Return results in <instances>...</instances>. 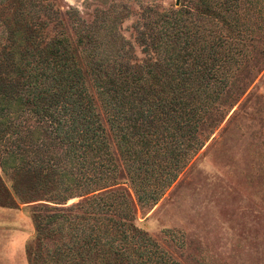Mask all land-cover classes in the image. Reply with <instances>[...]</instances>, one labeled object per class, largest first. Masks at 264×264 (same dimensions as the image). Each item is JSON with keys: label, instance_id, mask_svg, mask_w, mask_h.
Returning <instances> with one entry per match:
<instances>
[{"label": "trees", "instance_id": "16d2710c", "mask_svg": "<svg viewBox=\"0 0 264 264\" xmlns=\"http://www.w3.org/2000/svg\"><path fill=\"white\" fill-rule=\"evenodd\" d=\"M29 2L26 11L0 12V142L14 146L0 167L17 164L19 201L35 200L40 189L57 190V202L46 201L56 205L83 199L32 209L44 256L28 244L27 263L177 264L136 226V210L157 204L223 120L219 101L248 56L239 0L143 9L140 64L122 60L133 58L116 25L76 27L72 46L64 34L46 36L39 13L48 5ZM59 146L63 158L51 153Z\"/></svg>", "mask_w": 264, "mask_h": 264}, {"label": "rangeland", "instance_id": "374dc122", "mask_svg": "<svg viewBox=\"0 0 264 264\" xmlns=\"http://www.w3.org/2000/svg\"><path fill=\"white\" fill-rule=\"evenodd\" d=\"M34 3L38 5L36 9L48 5L46 13H39L47 37L64 34L74 46L76 27L90 26L89 30H95L101 24L116 25L133 58L129 60L124 55L122 60L139 64L146 59L136 38V30L145 22L142 10L163 12L180 7L179 0ZM29 5V0H0V12L12 7L23 12ZM239 23L248 56L241 70L234 71L219 101L223 103V120L157 204L136 210V226L177 264H264V0H239ZM76 55L83 69L77 50ZM230 102L235 104L231 106ZM102 125L119 179L125 182L114 140L103 120ZM13 147L11 140H2L0 156L7 158ZM63 152L64 146H59L51 153L63 158ZM24 154L31 162L32 158ZM16 166L0 167V264H28L24 252L28 244L34 256H44L34 239L30 217L34 207L47 204L59 209L83 199L72 198L64 205H56L46 201L57 202V190L40 189L35 200L19 201L11 181ZM123 188L128 189V184Z\"/></svg>", "mask_w": 264, "mask_h": 264}, {"label": "crops", "instance_id": "0c3cea01", "mask_svg": "<svg viewBox=\"0 0 264 264\" xmlns=\"http://www.w3.org/2000/svg\"><path fill=\"white\" fill-rule=\"evenodd\" d=\"M1 238V237H0ZM24 252H25V248H24Z\"/></svg>", "mask_w": 264, "mask_h": 264}]
</instances>
